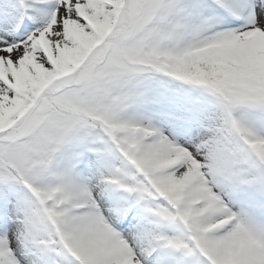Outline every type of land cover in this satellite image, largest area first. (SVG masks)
<instances>
[{
	"label": "snow or ice",
	"instance_id": "1",
	"mask_svg": "<svg viewBox=\"0 0 264 264\" xmlns=\"http://www.w3.org/2000/svg\"><path fill=\"white\" fill-rule=\"evenodd\" d=\"M0 264H264V0H0Z\"/></svg>",
	"mask_w": 264,
	"mask_h": 264
}]
</instances>
